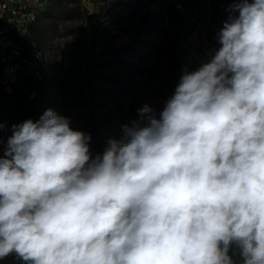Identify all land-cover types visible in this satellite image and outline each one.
Listing matches in <instances>:
<instances>
[{
	"label": "clouds",
	"instance_id": "1",
	"mask_svg": "<svg viewBox=\"0 0 264 264\" xmlns=\"http://www.w3.org/2000/svg\"><path fill=\"white\" fill-rule=\"evenodd\" d=\"M219 45L102 153L52 109L0 155V260L264 264V0H230ZM4 125L0 123V131Z\"/></svg>",
	"mask_w": 264,
	"mask_h": 264
},
{
	"label": "rangeland",
	"instance_id": "2",
	"mask_svg": "<svg viewBox=\"0 0 264 264\" xmlns=\"http://www.w3.org/2000/svg\"><path fill=\"white\" fill-rule=\"evenodd\" d=\"M44 1V0H43ZM230 0H47L31 35L50 53L40 99L25 107L18 96L0 103V155L13 124L38 120L48 109L91 135L102 153L121 126L145 104L163 109L185 72L219 47L216 33ZM239 250L230 254L242 264ZM0 264H23L15 255Z\"/></svg>",
	"mask_w": 264,
	"mask_h": 264
},
{
	"label": "built area",
	"instance_id": "3",
	"mask_svg": "<svg viewBox=\"0 0 264 264\" xmlns=\"http://www.w3.org/2000/svg\"><path fill=\"white\" fill-rule=\"evenodd\" d=\"M47 0H0V103L18 96L37 102L47 79L50 53L37 47L32 25Z\"/></svg>",
	"mask_w": 264,
	"mask_h": 264
},
{
	"label": "trees",
	"instance_id": "4",
	"mask_svg": "<svg viewBox=\"0 0 264 264\" xmlns=\"http://www.w3.org/2000/svg\"><path fill=\"white\" fill-rule=\"evenodd\" d=\"M35 23H36V22H35ZM35 23H34V24H35ZM34 24L32 25L31 31H32V29H33ZM36 45H37V44H36Z\"/></svg>",
	"mask_w": 264,
	"mask_h": 264
}]
</instances>
